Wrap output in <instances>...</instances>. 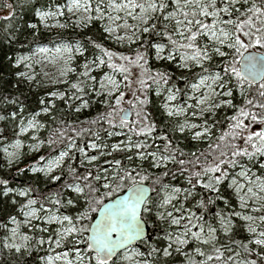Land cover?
Here are the masks:
<instances>
[{
    "label": "snow or ice",
    "instance_id": "6c2138e0",
    "mask_svg": "<svg viewBox=\"0 0 264 264\" xmlns=\"http://www.w3.org/2000/svg\"><path fill=\"white\" fill-rule=\"evenodd\" d=\"M20 6L31 22L0 17V250L264 264V0ZM53 52L58 75L38 79Z\"/></svg>",
    "mask_w": 264,
    "mask_h": 264
},
{
    "label": "trees",
    "instance_id": "16d2710c",
    "mask_svg": "<svg viewBox=\"0 0 264 264\" xmlns=\"http://www.w3.org/2000/svg\"><path fill=\"white\" fill-rule=\"evenodd\" d=\"M22 3V0H0V17L8 14V8L6 7L8 4L13 5V12L15 13L16 19L13 22H19V19L23 17L24 19H29L31 22V16L30 13L27 12L25 8H22L20 5ZM6 21L0 20V28H3L6 24ZM56 43H59L58 37L55 35V30L52 33L46 34V38L41 41V45L45 47H54ZM19 50L18 54H29L31 52L30 48H21L20 45L16 46ZM31 48H35V45H32ZM34 91L42 94L43 89L41 88H34ZM94 114V113H93ZM82 119L84 117H81ZM25 151V150H24ZM26 152V151H25ZM31 162L30 159L24 160L19 166L24 167L25 163ZM3 154L0 153V164H3ZM15 171V169H13ZM18 183H27L26 177H20L17 181ZM40 187H46V185L43 184V182L40 184ZM27 261V264H34L32 257H25L24 258ZM0 264H15V259L12 254H10L7 250H0Z\"/></svg>",
    "mask_w": 264,
    "mask_h": 264
},
{
    "label": "rangeland",
    "instance_id": "374dc122",
    "mask_svg": "<svg viewBox=\"0 0 264 264\" xmlns=\"http://www.w3.org/2000/svg\"><path fill=\"white\" fill-rule=\"evenodd\" d=\"M54 47H51V48H54ZM30 54L31 52L26 55H30ZM54 55L55 53L53 52V53L48 54L47 56L41 54V55H37L36 57H34L33 71L37 74L38 79L50 82V78H54L58 75V69L60 67L59 61L49 63V61L52 60ZM21 70H24V69H21ZM45 72L49 74L48 77H45L43 75ZM25 143H27V141H25ZM24 150L27 151L26 148Z\"/></svg>",
    "mask_w": 264,
    "mask_h": 264
}]
</instances>
